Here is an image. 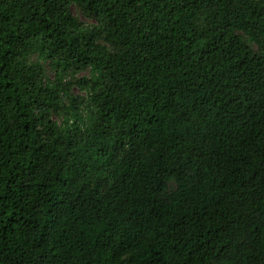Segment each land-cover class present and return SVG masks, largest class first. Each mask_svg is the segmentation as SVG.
Listing matches in <instances>:
<instances>
[{"label": "trees", "instance_id": "1", "mask_svg": "<svg viewBox=\"0 0 264 264\" xmlns=\"http://www.w3.org/2000/svg\"><path fill=\"white\" fill-rule=\"evenodd\" d=\"M0 264H264V0H0Z\"/></svg>", "mask_w": 264, "mask_h": 264}]
</instances>
